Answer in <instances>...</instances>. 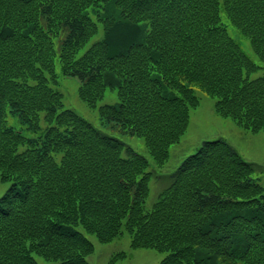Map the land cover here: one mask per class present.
I'll use <instances>...</instances> for the list:
<instances>
[{
	"label": "trees",
	"instance_id": "1",
	"mask_svg": "<svg viewBox=\"0 0 264 264\" xmlns=\"http://www.w3.org/2000/svg\"><path fill=\"white\" fill-rule=\"evenodd\" d=\"M225 19L264 61V0H0V178L10 180L0 264H40L35 254L90 264L85 232L108 242L124 231L132 247L168 251L156 264H264L257 164L222 136L204 139L147 207L149 158L62 108L57 86L58 55L90 106L115 88L100 118L142 136L159 164L187 129L196 88L215 97L219 115L264 130V72L251 76L260 64Z\"/></svg>",
	"mask_w": 264,
	"mask_h": 264
},
{
	"label": "rangeland",
	"instance_id": "2",
	"mask_svg": "<svg viewBox=\"0 0 264 264\" xmlns=\"http://www.w3.org/2000/svg\"><path fill=\"white\" fill-rule=\"evenodd\" d=\"M226 20V19H225ZM43 21H45L43 19ZM227 22V20H226ZM229 31L241 43L245 51L254 59L258 60L260 68L254 71L251 76H256L264 72V61L260 60L254 53L250 41L233 24L227 22ZM66 33L62 30L59 37L55 39L57 53L60 50L61 38ZM101 28L93 35L88 43L100 37ZM86 46V45H85ZM80 49L81 52L84 48ZM55 69L58 73V88L63 92V106L71 107L95 125L105 131L123 139L136 151L146 155L149 160V168L152 170L150 181V191L146 200L149 207L156 198L158 191L165 184V176L172 171L180 161L189 153L194 152L204 139L222 136L227 139L238 152L247 160L253 161L258 166L253 170L252 176L258 178L264 185V130L251 131L236 123L231 117L219 115L214 108L215 97L207 94L199 88L195 89L199 97V104L190 110L189 124L180 140L171 144L168 159L159 164L155 162L148 152L142 136L131 133L121 128L120 124L111 121H103L100 118L98 105L102 103H116L118 101L115 88H107L104 96L98 100L96 106H90L78 95L80 79L76 75L63 74L58 55L55 58ZM8 121L16 128L27 130L19 121L16 115H9ZM10 180H1L0 195L9 187ZM85 234L94 243V250L87 256L90 264H156L167 253L166 250H158L153 247H132L130 245V235L127 231L108 242H101L96 235L91 232ZM125 252L124 256L114 258L120 252ZM40 264H54L52 259H46L41 255L35 254Z\"/></svg>",
	"mask_w": 264,
	"mask_h": 264
}]
</instances>
